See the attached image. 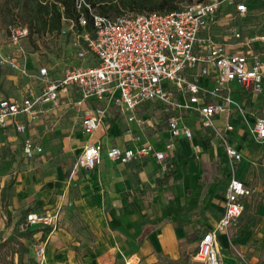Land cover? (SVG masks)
Listing matches in <instances>:
<instances>
[{
    "label": "built area",
    "instance_id": "built-area-1",
    "mask_svg": "<svg viewBox=\"0 0 264 264\" xmlns=\"http://www.w3.org/2000/svg\"><path fill=\"white\" fill-rule=\"evenodd\" d=\"M74 2L79 12L77 22L64 16L62 22L66 20L68 31L76 36L78 62L59 76H51L47 65H31L25 42L29 40L28 25L21 21L8 24L6 48L0 44V66H8L29 84L25 85V96L0 98V129L13 123L17 133H24L25 123L18 117L35 114L40 102L57 104L62 90L77 92L74 103L81 109V129L87 136L99 127L107 105L125 113L128 122L137 118L136 110L145 102L161 107L169 131L163 149L150 141L142 142L138 136L132 137L129 145L104 146L100 140L88 141L74 167L92 169L101 162L103 153L121 163L148 155L164 161L179 137L192 135L181 112L193 114L198 126L211 129L218 138L230 167L222 213L215 226L201 234L193 254L200 264H221L218 233L227 236L243 212L251 188L235 175L241 154L227 135L232 126L226 123L218 127L213 119L232 110L243 112L241 103L231 96L233 86L257 92L263 89L264 32L244 28L249 4L246 0H194L169 11H124L109 16L94 11L87 0ZM224 3L234 9L232 14L225 8L227 22L220 15ZM58 6L63 11L60 3ZM89 22L93 33L87 28ZM88 57L92 62H86ZM31 82L41 85L38 94ZM245 122L253 139L263 142L264 115ZM126 131L131 128L127 126ZM22 151L32 158L42 152V146L24 136ZM58 219L56 213L28 212L20 226H49L51 230ZM35 255L41 261L44 246H38ZM138 260L133 255L126 262Z\"/></svg>",
    "mask_w": 264,
    "mask_h": 264
},
{
    "label": "crops",
    "instance_id": "crops-1",
    "mask_svg": "<svg viewBox=\"0 0 264 264\" xmlns=\"http://www.w3.org/2000/svg\"><path fill=\"white\" fill-rule=\"evenodd\" d=\"M250 27L244 24L246 30ZM7 76L8 89H0V98L25 96L27 94L25 86L19 87L13 74ZM33 92L38 94L40 90ZM77 96L75 90H62L57 104L50 101L40 102L35 106L37 109L35 114L20 115L18 119L26 126L22 134L16 132L13 123L0 129V150L9 147V154L4 155V165L16 163L14 152L19 149L25 156L22 151L24 136L34 139L42 146V152L33 157L27 168L20 169L17 174L13 171L8 179L13 178L11 187L14 186L15 194H19L15 197V201L20 198L27 202L37 194L34 203L47 202L62 182L72 164V159L81 153L84 144L88 141L100 140L104 146L129 145L133 144L132 137L138 136L142 142L150 141L157 148H164L169 138V131L162 112L161 126L160 122L156 121L157 125L153 124L154 129L151 130L148 126L144 128L146 125L142 124L144 119L141 116L145 113L142 106L146 104L137 108V118L131 122L127 121L125 113L110 104L106 106L99 127L87 136L81 129V109L74 103ZM231 96L241 103L243 112L235 110L230 113L224 112L215 116L213 122L218 127H223L226 123L232 126L227 130V135L230 143L241 154L235 166V175L251 188L253 187L250 184L251 176L256 173L252 160H255L257 155H263L264 141L257 142L253 139L245 119L252 122L257 115H264V90L257 92L235 85ZM181 115L185 123L191 127L192 135L190 138L179 137L174 151L167 156L165 162L157 161L154 156L148 155L134 158L128 163H121L111 160L103 153L102 160L97 166L92 169L80 168L81 171L78 172V188L71 197L72 209H76L93 230H97V233L109 222L117 228V231L119 229L126 234L125 237H117L116 243L119 248L115 250L124 259V264H176L168 262L170 258L182 260V264H193V262L200 264L193 257L198 240L204 231L215 226L222 213L224 191L230 174L228 157L211 129L198 126L193 114L187 111L181 112ZM56 116L67 118L65 126L58 124L59 120ZM127 126L131 128L130 132L125 131ZM123 141L126 143L123 144ZM259 148H261L260 152ZM60 153L62 154L59 155ZM190 153L198 158L206 153L205 159L210 162L207 165L212 164L214 168L208 167L198 171L197 182L194 184L190 182L192 178L187 179L186 173L182 176L184 179L174 180V175L177 173L176 163L184 162L187 166L188 161L185 156ZM37 159L42 161L38 162ZM168 162L169 167L166 166ZM187 170L188 168L185 172ZM8 180L0 184L2 210L1 190ZM177 183L181 184L180 189L176 187ZM257 188L259 192V187ZM26 190L27 192L29 190L30 194ZM186 191L190 192L189 196L183 199ZM202 195L205 198L199 202L198 199ZM249 196L245 198L243 214L249 205ZM215 198L220 200L219 204L215 203ZM260 207L263 208L264 205L260 204ZM193 211L196 213L193 214ZM260 211V215L264 218V210L262 212L260 209ZM192 215L197 216L194 222L189 223ZM163 227H172L170 241L173 247L164 240ZM69 237L67 232L51 233L42 258L44 264H65V259L67 261H70L71 257L74 259L73 251L66 245ZM222 237L224 238L222 248H224L227 236L218 233L221 258ZM97 239L103 238L98 235ZM98 250L97 248L95 252L97 253ZM183 253L187 255V260L180 256ZM133 255L138 256L139 260L127 263L126 260ZM102 257L96 255L94 259L96 264H101Z\"/></svg>",
    "mask_w": 264,
    "mask_h": 264
},
{
    "label": "rangeland",
    "instance_id": "rangeland-1",
    "mask_svg": "<svg viewBox=\"0 0 264 264\" xmlns=\"http://www.w3.org/2000/svg\"><path fill=\"white\" fill-rule=\"evenodd\" d=\"M246 1L249 4V10H251V13L248 16V19L244 20L242 23H244L245 26H251L250 29L264 32V0ZM225 8H228L229 13L231 12L233 14L234 12L233 6L230 7L229 4L224 3L221 7L222 10L220 13L221 16L223 15V18L225 17ZM110 16H116V14H111ZM224 20L227 22L228 15L224 18ZM14 21L20 20L15 17L13 22ZM67 26L68 22L63 20L60 31L57 34H46L42 38L36 37L35 39L38 44V49L33 47L30 43V38L28 42L25 41L26 49L29 54V60L34 68L47 65L50 68L51 76H59L69 65L78 62L76 58V36L68 31ZM6 37V29L0 28V44L3 46V49L6 48V44H4L6 42ZM43 40L45 41L43 42ZM86 62L90 63L92 62V59L88 57ZM9 74L14 75V78L17 80L16 83L19 84V87L23 88L26 84H29L27 78L21 77L8 66H0V89H8L9 79L7 75ZM10 80L12 79L10 78ZM31 83L35 90L40 89L41 85L38 82ZM262 90H264V88ZM141 105H144L142 107L144 108L143 111H145L143 116H141L144 119L142 124L146 125L144 128H147L148 126L151 130H153L154 128L152 126L157 125L156 121H161V107L156 105L153 101L145 102ZM56 119L59 120V125L65 126V122L67 121L65 116H56ZM125 143L126 142L123 141V144ZM260 149L261 148H259V152ZM8 150L9 147H3L2 150H0V184L5 180H8L13 171H16L17 174L20 169L27 168V166L30 165V161L34 159L33 157L31 159L25 158L19 149L14 152L16 163L4 165V155L9 154ZM262 150H264V147ZM262 153V156L257 155V158L252 160L255 164L254 165L252 163V166H255L254 170L256 173L251 176L252 178L250 184L253 187H251V194L248 199L249 207H246L247 210L245 209L246 211L244 214L242 213L243 215H241L228 229L227 240L224 248H222L224 245V238H221V264H260L264 262V218L260 215V209L262 212L264 210V207H260V204L264 205V151ZM61 154L62 153L59 155ZM205 154L206 153H203L200 158L195 157L192 153L187 154L185 156L188 161L187 166L184 162L181 164L176 163L177 173L174 175V180L183 178L182 176L186 173L188 175L187 179L189 180V177L192 178L190 182L194 184L197 182L198 171L200 172L201 169H206L208 167L214 168L212 164L207 165L210 164V162L205 159ZM70 156L72 157V155ZM77 157L78 154L74 157V159H72V164L66 171L62 182L57 186V190L53 192V195H51L47 202L34 203V198H36L37 194L27 202L20 198L15 201V197L17 195L19 196V194H15L14 186H12L9 190L8 198L10 217L6 216L5 211L0 207V242L6 238L15 239V237H18V233L23 230L20 224L24 222L26 218V215L24 217V209L27 206H29L27 207L29 209L28 212L56 213L59 217L56 226L51 228L48 232H43V229H40L31 237H18L28 247V253L25 254L22 259L24 264H29L28 260L30 256L35 259L40 258L35 255V250L38 246H44V253L46 252L50 235L54 232H67L70 235L69 241H66V245L73 251L74 259L72 257L70 261L63 259L65 264H96L97 262L94 260L96 255L103 256L101 264H124V259H122L119 255L120 253L115 250H118L119 248L116 243L117 237H125L126 234L119 229L117 231V228L115 226L113 227L109 222L101 227L99 230V233L101 234H99L97 233V230H93L91 225H89L81 217L76 209H72L73 201L71 197L75 194L78 188V172L81 171L80 168L76 169L74 167ZM36 161L41 162L42 159H37ZM41 164L42 163H40V165ZM202 164H204L203 167ZM186 168H188L187 172H185ZM176 187L180 189L181 184L177 183ZM257 187H259V192ZM27 193L30 194L29 190ZM189 193L190 192L186 191L183 199H186V197L189 196ZM204 198L205 196L202 195L198 201L201 202ZM183 201L186 202V200ZM219 201V199L216 200L215 198V203L219 204ZM194 213L196 212L193 211V214ZM196 216L197 215H192L189 223H191V221L194 222ZM9 219L11 222L8 221ZM8 223L10 224L8 225ZM171 230L172 227H163V237L167 244L170 247H173V243L170 241ZM98 235L102 236L103 239L98 240ZM111 242L113 244H111ZM12 246L13 247H5L6 249L4 250H6L7 258L12 259L14 263H16V246L14 244ZM97 248L101 250V252L98 250L96 253L95 250ZM180 256L186 260L188 258L184 253ZM37 264H44L42 258ZM193 264L197 263L193 262Z\"/></svg>",
    "mask_w": 264,
    "mask_h": 264
},
{
    "label": "trees",
    "instance_id": "trees-1",
    "mask_svg": "<svg viewBox=\"0 0 264 264\" xmlns=\"http://www.w3.org/2000/svg\"><path fill=\"white\" fill-rule=\"evenodd\" d=\"M94 11L105 15L120 14L124 11H169L181 7L183 4L194 0H87ZM58 3L63 6V11L59 10ZM79 12L76 10L74 0H0V28L6 29L8 24L12 23L17 17L21 22L26 23L29 27L30 43L38 49L36 37L42 38L46 34H57L62 25V16L72 18L77 22ZM87 14V13H86ZM90 20V18H89ZM87 28L92 31L91 23ZM33 38V39H32ZM45 40H43L44 42ZM165 118V117H164ZM163 118V119H164ZM161 126V121L159 123ZM170 163H167L169 167ZM13 183V178L5 182L1 190V205L6 216L10 217L8 208L9 189ZM29 211L24 209V217ZM11 222V220H8ZM10 223H8L9 225ZM43 232L50 230L49 226L25 227L18 233V237H31L38 230ZM18 237L6 238L0 242V264H24L23 257L28 253V247ZM16 246L15 252L17 262L7 258V247ZM6 247V248H5ZM4 250V251H3ZM29 264H37L38 260L29 257ZM170 263L182 264V260L176 258L168 259Z\"/></svg>",
    "mask_w": 264,
    "mask_h": 264
}]
</instances>
